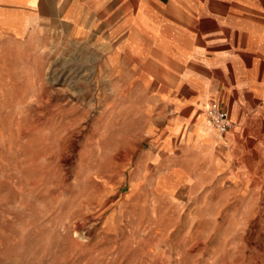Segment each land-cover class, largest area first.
Instances as JSON below:
<instances>
[{"label":"rangeland","instance_id":"1","mask_svg":"<svg viewBox=\"0 0 264 264\" xmlns=\"http://www.w3.org/2000/svg\"><path fill=\"white\" fill-rule=\"evenodd\" d=\"M108 52L60 33L0 51V264H264V152L205 174L221 135L194 110L175 125L200 149L196 176L175 186L141 129L148 96L174 83L122 80Z\"/></svg>","mask_w":264,"mask_h":264},{"label":"crops","instance_id":"2","mask_svg":"<svg viewBox=\"0 0 264 264\" xmlns=\"http://www.w3.org/2000/svg\"><path fill=\"white\" fill-rule=\"evenodd\" d=\"M49 33L92 34L122 80L174 83L148 96L141 129L158 148L144 157L168 156L175 186L196 176L185 161L200 149H189L193 143L180 138L175 122L191 126L205 114L199 92L232 121L221 137L205 142V174L225 170L244 150L264 152V0H0V51L25 50ZM194 110L200 113L191 122Z\"/></svg>","mask_w":264,"mask_h":264},{"label":"built area","instance_id":"3","mask_svg":"<svg viewBox=\"0 0 264 264\" xmlns=\"http://www.w3.org/2000/svg\"><path fill=\"white\" fill-rule=\"evenodd\" d=\"M205 117L211 127L221 134L225 133L231 126L228 112L216 102H211L206 108Z\"/></svg>","mask_w":264,"mask_h":264},{"label":"bare ground","instance_id":"4","mask_svg":"<svg viewBox=\"0 0 264 264\" xmlns=\"http://www.w3.org/2000/svg\"><path fill=\"white\" fill-rule=\"evenodd\" d=\"M210 104V103H209ZM209 104L207 105V107L209 106ZM206 107V108H207ZM206 110V109H205ZM204 125H205V127H206V129H207V131L209 132V133H211V134H216V135H219L220 136V134L218 133V132H216L212 127H211V125L207 122V120H206V117H204ZM230 125H231V120H230Z\"/></svg>","mask_w":264,"mask_h":264}]
</instances>
